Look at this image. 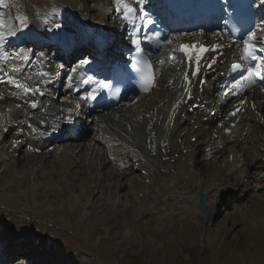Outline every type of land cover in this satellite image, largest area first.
Segmentation results:
<instances>
[{
    "label": "rangeland",
    "instance_id": "rangeland-1",
    "mask_svg": "<svg viewBox=\"0 0 264 264\" xmlns=\"http://www.w3.org/2000/svg\"><path fill=\"white\" fill-rule=\"evenodd\" d=\"M58 1L0 0V17L25 29L33 16L55 12ZM86 1L77 0L97 16L94 11L99 0ZM22 50L35 52L39 58L27 73L35 79L48 54L28 47ZM168 79L159 84L164 88L159 86L141 100L142 106L152 100L155 103L165 92ZM4 90L0 97L7 103L16 93ZM127 107L111 111L124 122ZM259 113L264 117V110ZM258 120L213 160L199 151L201 146L204 152L201 137L195 142V137L183 135V141L194 146L189 164L186 148L179 149L174 137L168 144H177L168 145L165 155L158 148L155 169L153 162L146 166L153 172L134 160H126L128 166L117 170L113 167L117 162H109L103 142L96 145L95 152L86 150L85 145L101 136L95 124L82 140L64 143L74 151L70 149L63 159L55 156L52 147L40 145H26L13 153L12 134L0 136V240L5 237L10 244L15 235L24 239L16 241L18 247L28 241L22 246V252L30 250L24 256L33 254L45 264H264V122ZM192 126L186 124L185 130ZM231 147L248 157V163L236 170L228 163ZM28 169L33 171L27 173ZM242 170L249 173L246 178ZM230 177L225 192L217 182ZM201 191L208 195L204 212L198 202ZM31 241L48 255L31 247Z\"/></svg>",
    "mask_w": 264,
    "mask_h": 264
},
{
    "label": "bare ground",
    "instance_id": "bare-ground-1",
    "mask_svg": "<svg viewBox=\"0 0 264 264\" xmlns=\"http://www.w3.org/2000/svg\"><path fill=\"white\" fill-rule=\"evenodd\" d=\"M59 1H60V5L58 8L57 7L54 8L56 9L55 12L46 11L37 14L35 17L33 16V18L30 20V22L27 25L26 33L19 31L18 24L10 25L7 20H3L0 18V36L3 37L2 39H0V70H1L0 92H2L4 88L6 90H9L7 87L3 86L5 84H8V86L10 87L13 88L15 87L14 88L16 90L15 92L19 94V97L17 98L15 97L12 98L11 96L9 103L6 104H3V100H2L3 97L2 98L0 97V123H4L3 126H6L7 128L12 127L14 124L12 117L15 114L18 115L20 119L32 123V128H29L30 131L27 130L28 128H26V126H23L25 128V131L29 134V137L20 134L16 136L15 137L16 139L11 142L10 149L13 153H19L20 151L23 150L24 146L27 144L29 145L33 144L38 146V144H46L48 142L52 143V141H50L47 136L50 133H52V130L58 129L62 125L61 123L62 119L69 118L72 116L73 114L72 109H74L75 105L72 103L71 100L72 95L69 90H68L69 95H67L68 97L65 98V101L63 103L61 104L54 103L57 90L50 88L48 85L50 79L55 75L54 69H50L49 71H46L48 75L42 74L41 80H39L37 83L40 88L35 90L32 81H28L29 80L28 78L27 80L26 77H22V75L18 73L17 69L8 63L7 56L5 54V45H3V42L6 39L10 38L11 35L13 34L16 35L20 34L22 38H28L29 40H32L30 39L31 38L30 35H34V36L37 35L41 37L40 40H44V41L56 40V42H58L60 37L65 35L66 36L73 35L74 33L79 34L76 37L77 40L79 41L84 36V31L81 28L83 24L85 25L86 23L91 22L98 27V30L104 29L105 27L108 28L109 26L106 25L104 21L109 17V15L113 14V16L117 17L120 13V7L118 10V6L115 3V0H99L98 2L94 1L97 2L94 11L98 13L97 16H95V14L93 16V12L92 14H90L91 11L93 10L91 11L88 10L89 12L86 11L85 8H83L81 5L78 4L77 0H59ZM109 3L111 5H109ZM111 10H114V13L113 12L111 13ZM191 35H197V33L188 34V35L182 34L179 35L180 37H175V35L172 36L171 39L175 44V48L174 51L172 49L170 53L173 52L175 53L178 50V42L187 39L188 36ZM210 35L212 34L209 33V36ZM217 35L221 37L223 36L221 32H218ZM240 43L241 42H236L235 46L232 49H228V47L231 46L230 44L223 45V42H220L219 43L220 48L217 51L219 54V59L221 60L225 58L226 59L230 58V53L228 52V50H232V52H236L240 50ZM157 56L158 59L159 57H161L160 54H158ZM17 57L19 59L21 58L20 60L21 64L19 68L23 69V67L28 63L27 55L26 54L23 56L18 55ZM165 63L167 64L168 61L167 60L166 62L163 61V64ZM182 70L183 72L179 75V77L176 72H175L176 75L174 76L171 73L172 75H170L168 79L169 80L168 84L165 86L166 88L165 92L157 96L159 100L154 99L157 102L155 101V103H152L153 100L151 102L149 101L150 103L143 105L144 107L142 106V104L144 103H141L142 102L141 100L146 95L151 94V92L154 93L153 89H151L148 94H145L144 97L143 96L132 97L130 104L127 105L128 109L125 110V113L123 114L121 111V113L123 114L122 118L124 119V122L120 121V117L119 118L116 117L118 115L114 116L113 111H109L107 113L95 114V116L99 115L102 118L100 120V123L98 124V130L100 132H103L105 136L97 139H93L89 144L86 143L87 144L85 145L86 150L95 152L94 150L96 149V145L102 140H104V142L108 145L111 151L110 152L111 156L113 157L110 159L108 158L109 162L111 164L114 161L117 162L115 163L116 165L113 166L114 168L116 167L117 170L121 171L120 169L121 164H123L124 159H126L128 155L131 154L132 156L138 157L137 160L139 161V164L143 165V168L145 170L147 171L150 170V172H153L155 169L154 165L156 166L157 157L156 158L154 157V155L156 156L154 152H157L158 148H162L161 141L163 140L167 145L172 147L177 144L176 142L178 141L177 139L178 136L180 138H183V135L189 136V138H191L192 136H198L203 138L204 136L202 142H203V146H204L203 149L205 154H208L209 156H216L218 153H220L222 150V148H220V145L223 144V147H225L229 143L231 138L233 140L235 134L237 133L236 131L238 130L237 128L238 126L236 127L237 129L236 128H234L235 130L233 129L232 131L233 133L230 134L224 133L225 127L229 126L230 121H234L235 118H231L230 120H226V118L225 119L222 118L217 120L218 123H214L215 119L214 117L211 116L210 113V111L214 109V107H211V105H209L210 110L208 113L205 112V110L201 111V108H196L193 113L189 114V112H187V109L185 110V107L181 108L182 107L181 105L179 106L178 109L172 111L173 105L177 104V101L179 100L180 95L183 91V86L181 87L179 84L180 81L182 80L181 76L187 70V66L185 64ZM19 82H22L25 88L27 87L32 88L33 93L30 94L24 89H22L21 86L17 85ZM141 97L142 99L140 100ZM197 97H199V95ZM204 97L208 98V93L204 94ZM244 97H246V103L243 105L245 112L239 113V115L241 116L240 123L238 124L239 126L243 123L244 120L246 121L255 120V114H258L259 112H261V110H264V89L261 88L252 89L248 91ZM195 101L196 100L194 99L193 101H191V103L193 104ZM221 101L222 102L219 104L220 107L224 106V101L222 99ZM181 102L183 101L181 100ZM33 103H35L36 105L35 107L32 106ZM238 105H242V103L240 102L238 103ZM9 106L12 107V111H7V107ZM143 108L145 109L147 108V109L143 110ZM114 112H116V110H114ZM121 113L119 116H121ZM183 113H185V115H190L188 119H185L186 121L190 122L189 120L193 118L197 120L196 122L193 123L194 126L190 127L187 130L185 129H186V124H188V122H185V124H183L184 122H182L183 117L181 116ZM199 113H205V115L209 117L208 122H210L211 124L214 123V126L211 130L209 128L204 127V123H200V119L198 118ZM90 116L91 115H89V118L91 119L92 117ZM2 119L5 120L3 121ZM93 119L94 118H92V120ZM196 124L199 125L197 129L195 128ZM220 124H223L224 126L219 127ZM246 125H247L246 123L243 124L241 132L245 130ZM182 126H184V130L182 129ZM212 130L213 132H211ZM215 134H217V137H214ZM158 135L159 137H157ZM112 136L115 137L111 138ZM174 137L177 140L174 141L175 144L172 143L168 144L170 143V141L174 139ZM148 138L150 139V142H148ZM80 140H82V138ZM16 142H18L17 147L15 146ZM64 143L66 142L54 145L55 147L53 146L54 147L53 151L57 158L59 157L60 159H63L67 154L70 153L69 151L70 149L74 151V149L71 146H66ZM182 143L184 144V148H187L189 150L185 159L186 161H188L187 160L188 158L190 164L191 162L190 154H191V150L193 149L192 144L188 140H185ZM230 152H233V159L232 161L228 160V163H230L233 169L237 168L238 165L241 164L242 162H244L243 165H246L248 163V157L246 153L240 154L239 149L235 147H232L230 149ZM29 154H32V152H30ZM144 157L145 160L143 161ZM118 162L119 165H117ZM151 163L154 168L153 170H151L150 166L148 168L146 167L148 166V164ZM194 163L197 162L194 161ZM182 167L184 168V165ZM32 171H33L32 169L31 170L28 169L27 173H31ZM150 172H148V175H151ZM243 173H245V175L243 176L245 178L247 177V175H249V173L246 171H243ZM232 179L233 178L230 177L227 178L226 180L217 182V184L218 186L224 187ZM236 185L239 184H234V186ZM223 189H225L224 190L225 192L228 191L227 187H224ZM220 196H221L220 198L225 200V197L223 196L222 193L220 194ZM0 228L3 227L0 226ZM16 241L18 242L22 240H15V242L12 241L10 242L11 245L8 243L12 247H17L15 249L11 248L10 253L12 254H15L16 252L20 253V251L22 252L23 249L22 246L28 244V241L23 242L21 248L17 246L18 243ZM5 242H6V246H5L6 248L8 244L7 241ZM30 245L31 247L37 246L33 243H30ZM37 248L43 250L39 246H37ZM23 251L28 252L30 250H26L25 248ZM41 253L43 255H48V253L44 250L41 251ZM40 260L37 261L36 258L34 257L32 261L34 264H38L41 262Z\"/></svg>",
    "mask_w": 264,
    "mask_h": 264
},
{
    "label": "snow or ice",
    "instance_id": "snow-or-ice-1",
    "mask_svg": "<svg viewBox=\"0 0 264 264\" xmlns=\"http://www.w3.org/2000/svg\"><path fill=\"white\" fill-rule=\"evenodd\" d=\"M136 2V5L137 7H133L131 4L127 3L126 0H115V3L117 4L118 6V10H119V7L122 6L123 9H124V16L125 18H130L131 15L133 14H136L137 13V8H139V11L143 12V3H144V0H135ZM19 19V18H18ZM23 22V21H21ZM151 22V21H149ZM3 37L0 36V39H2ZM255 39V34L254 33H249L248 34V38L246 41H244V43L247 45V47L245 48V55L242 57V59H252V60H255L256 59V56H255V45H252V44H248V41H251V40H254ZM137 44H139V41H136ZM184 51L187 53L188 52V46H185L184 47ZM261 51H264V49H261ZM82 64L83 63H87V61H82L81 62ZM233 67V70H238L242 67L241 64H233L232 65ZM256 75L258 76L261 80H264V71H250V75ZM91 80V77H89V81ZM85 100H94L96 99L95 95L94 94H91L89 93L88 95H86L84 97ZM33 107H35V103H33L32 105ZM233 115H235V113H233Z\"/></svg>",
    "mask_w": 264,
    "mask_h": 264
},
{
    "label": "water",
    "instance_id": "water-1",
    "mask_svg": "<svg viewBox=\"0 0 264 264\" xmlns=\"http://www.w3.org/2000/svg\"><path fill=\"white\" fill-rule=\"evenodd\" d=\"M205 207H206L205 196H204V194L202 193V194L200 195V208H201V211H204V210H205Z\"/></svg>",
    "mask_w": 264,
    "mask_h": 264
}]
</instances>
